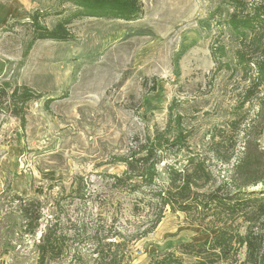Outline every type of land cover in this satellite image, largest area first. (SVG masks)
I'll return each mask as SVG.
<instances>
[{
  "label": "rangeland",
  "instance_id": "obj_1",
  "mask_svg": "<svg viewBox=\"0 0 264 264\" xmlns=\"http://www.w3.org/2000/svg\"><path fill=\"white\" fill-rule=\"evenodd\" d=\"M227 1L141 0L138 20L81 18L62 28L67 0H0V264H151L214 226L264 239V215L252 210L202 231L196 216L165 208L144 235L159 208L111 179L125 170L119 157L165 130L170 107L187 139L166 151L152 191L167 185L165 164L180 168L187 151L211 157L225 179L247 154L264 173V84L251 89L234 63L220 69L212 57L216 46L235 49L219 17ZM37 10L60 38L38 39L26 53ZM24 87L34 98L23 121L7 97ZM218 148L229 164L206 152ZM219 264H249L245 246Z\"/></svg>",
  "mask_w": 264,
  "mask_h": 264
},
{
  "label": "trees",
  "instance_id": "obj_2",
  "mask_svg": "<svg viewBox=\"0 0 264 264\" xmlns=\"http://www.w3.org/2000/svg\"><path fill=\"white\" fill-rule=\"evenodd\" d=\"M67 1L73 10L58 20L57 24L62 28L81 18L135 21L140 19L144 10L141 0ZM224 4L219 17L224 20L223 29L235 43V49L228 51L223 45L216 46L212 50L213 60L218 63V68L231 69L234 63L235 72L249 80L250 88H259L264 84V0H228ZM39 16L37 10L29 17L33 39L27 46L26 53L38 39L60 38L39 24ZM222 60L225 62H221ZM32 98L33 95L26 87L15 88L7 97L8 106L12 105L13 113L24 121L22 109ZM169 109L165 130L146 137L144 144L137 146L127 157H119L117 161L125 170L121 175L111 176L115 189L140 195L141 201L159 208L158 215L144 235L157 228L163 218L162 209L165 208L173 213L196 216L202 231L206 229L203 228L206 226L205 222L211 225L215 219L218 221L223 216L234 218L251 210L255 211L254 215L257 217L263 216L264 173H260L259 166L249 154L237 158L233 163L231 178L225 179L220 172L212 170L211 157L187 151L188 155L180 168L165 164L163 170L167 185L159 191H152L159 176L158 166L166 156V151L174 146H184L187 139L181 128L179 115H174L173 108ZM222 149H206V152L213 153V159L217 163L229 164L233 156L226 155ZM28 211L26 207L23 208V217L27 220L30 218L29 222L37 223L40 217L36 215L32 220ZM206 234L204 241L181 243L177 248V256L169 253L151 264H219L231 258L236 243L245 246L249 264H264V239L260 234L250 232L234 237L222 226L206 229L204 235ZM39 247L42 251L46 248ZM47 253L52 252L47 250ZM183 257L194 260L185 262Z\"/></svg>",
  "mask_w": 264,
  "mask_h": 264
},
{
  "label": "crops",
  "instance_id": "obj_3",
  "mask_svg": "<svg viewBox=\"0 0 264 264\" xmlns=\"http://www.w3.org/2000/svg\"><path fill=\"white\" fill-rule=\"evenodd\" d=\"M24 1H27V0H24Z\"/></svg>",
  "mask_w": 264,
  "mask_h": 264
}]
</instances>
